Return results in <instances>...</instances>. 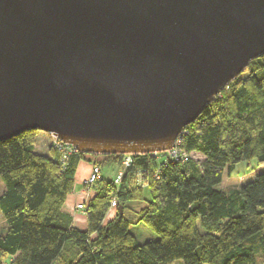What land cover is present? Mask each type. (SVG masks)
<instances>
[{
  "label": "water",
  "instance_id": "obj_1",
  "mask_svg": "<svg viewBox=\"0 0 264 264\" xmlns=\"http://www.w3.org/2000/svg\"><path fill=\"white\" fill-rule=\"evenodd\" d=\"M264 56V0H0V143L166 154Z\"/></svg>",
  "mask_w": 264,
  "mask_h": 264
},
{
  "label": "trees",
  "instance_id": "obj_2",
  "mask_svg": "<svg viewBox=\"0 0 264 264\" xmlns=\"http://www.w3.org/2000/svg\"><path fill=\"white\" fill-rule=\"evenodd\" d=\"M246 73L184 130L182 149L202 162L174 163L167 153L134 156L119 187L102 169L84 212L86 231L63 212L78 167L112 159L120 167L122 156L79 153L63 161L52 146L41 156L37 131L1 142L6 190L0 211L7 231L0 235V264H264V171L236 189L216 190L239 164L264 166V56ZM138 173L143 185L135 182ZM144 187L150 201L139 223L159 239L141 244L126 213L146 202ZM113 199L118 205L109 222Z\"/></svg>",
  "mask_w": 264,
  "mask_h": 264
},
{
  "label": "rangeland",
  "instance_id": "obj_3",
  "mask_svg": "<svg viewBox=\"0 0 264 264\" xmlns=\"http://www.w3.org/2000/svg\"><path fill=\"white\" fill-rule=\"evenodd\" d=\"M246 72L243 74L242 76L243 78H246L247 76ZM36 142H37V148H36L37 153L41 156H46V157L49 156L50 148L52 146L51 145L52 136L39 132ZM153 158H155L156 160L162 159V157H153ZM191 159L196 162H202L204 160V158L201 155L196 154V153L191 154ZM121 162H122V158H121ZM101 167L102 169H105V166L103 164L101 165ZM263 171H264V166H258L257 161H253L250 163H246V162L241 163L236 167V169L233 171L231 175H229L228 172L225 173V176L223 179L224 181L222 182V184L217 186L216 190L221 191V192H228L232 189H236L242 185L247 184L248 182H251L254 179L256 174L261 173ZM104 172H106V170H104ZM81 173L78 171L76 172V175H75V181L78 184L77 190L81 187V184L83 182L80 180ZM106 178L109 179L108 176ZM135 182L138 185H143V178L139 173L137 174V178ZM5 190H6L5 183L0 178V197L4 194ZM143 190H144V197H145L146 202L131 204L126 213V218L131 222L130 231L132 232L133 235H135L137 241L141 244H144L146 242H151V241H157L159 239V237L155 233L149 230L142 223H139L140 216L138 214L141 209L146 208L147 202L150 201V194H149L148 188L144 187ZM80 215L85 216V213H81ZM115 215L116 213L114 210L113 212H111V215L109 216V219L107 221L110 222V220L115 218ZM6 231L7 230H6L5 219L3 218L2 213L0 211V235L4 236L6 234ZM174 264H184V262L177 261Z\"/></svg>",
  "mask_w": 264,
  "mask_h": 264
},
{
  "label": "built area",
  "instance_id": "obj_4",
  "mask_svg": "<svg viewBox=\"0 0 264 264\" xmlns=\"http://www.w3.org/2000/svg\"><path fill=\"white\" fill-rule=\"evenodd\" d=\"M185 137V132L182 134V136L179 137L177 140L174 148L172 151L167 153V156L169 157V160H171L174 163H185L191 158V154L189 155L182 149V143ZM52 147L55 148V150L59 151L62 155V160L66 161L68 158L72 155L79 154L78 150L75 149L72 146H68L63 144L57 137L52 136ZM157 156V155H154ZM133 158L132 155H126L122 156V162L121 166L114 178V184L116 186H120L124 180V177L126 175L127 170L132 166L133 164ZM103 179L102 176V168L98 166H94L91 175L89 176L88 180L85 182V195L87 196V199H91V196L93 194L92 187L99 181ZM89 201H85L82 204H79L77 206V211L85 212L87 210V205ZM117 200L113 199L111 203V212H113L117 208Z\"/></svg>",
  "mask_w": 264,
  "mask_h": 264
},
{
  "label": "crops",
  "instance_id": "obj_5",
  "mask_svg": "<svg viewBox=\"0 0 264 264\" xmlns=\"http://www.w3.org/2000/svg\"><path fill=\"white\" fill-rule=\"evenodd\" d=\"M36 148H37V142L35 149ZM104 166H105V169H103L104 178L108 176L109 177L108 180H113L119 169L116 160L112 159L108 161ZM93 167H94V163H89V162H82L79 165L77 172L78 171L80 173L82 172L80 180L83 182L78 190H77L78 184L76 182L74 192L68 197L67 202L65 203V206L63 208V212L73 219V227L80 231L87 230V221H86V216L80 215L83 212L77 211L76 208L79 204H82L85 201L90 200V199L88 200L87 196L85 195V182L88 180L89 176L91 175ZM104 170H106V172H104Z\"/></svg>",
  "mask_w": 264,
  "mask_h": 264
}]
</instances>
